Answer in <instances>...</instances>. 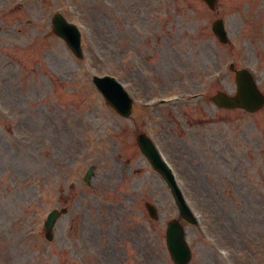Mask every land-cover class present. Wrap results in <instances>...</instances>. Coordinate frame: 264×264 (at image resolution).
Masks as SVG:
<instances>
[{
    "label": "rangeland",
    "instance_id": "rangeland-1",
    "mask_svg": "<svg viewBox=\"0 0 264 264\" xmlns=\"http://www.w3.org/2000/svg\"><path fill=\"white\" fill-rule=\"evenodd\" d=\"M218 1L212 11L203 0H0V264H173L171 195L93 74L115 75L137 99L152 87L184 93L146 121L199 219L181 221L188 264H264V107L193 96L219 82L233 93L231 60L264 91V0ZM56 11L79 27L82 59L52 32ZM219 16L229 45L209 29ZM59 202L68 211L46 241L44 217Z\"/></svg>",
    "mask_w": 264,
    "mask_h": 264
},
{
    "label": "water",
    "instance_id": "water-1",
    "mask_svg": "<svg viewBox=\"0 0 264 264\" xmlns=\"http://www.w3.org/2000/svg\"><path fill=\"white\" fill-rule=\"evenodd\" d=\"M53 30L61 37H63L77 56H82L80 47V35L78 29L67 23L62 17L57 16L53 21ZM110 78H95L94 81L97 87L103 92L108 101L112 106L121 114L129 112L130 102L126 94L122 91L118 83L112 82ZM239 92L236 97H229L225 94H218L214 100L222 106L234 107L238 104L244 106L248 110H256L264 103L263 96L255 88L254 84L249 81V78L245 74H239L237 76ZM141 146H143L141 144ZM142 149L148 154L147 148L144 146ZM177 202L181 212L185 216H189L188 211L181 202L182 198L177 193ZM151 214L155 215L154 210L150 208ZM58 215L57 212L53 211L49 214L48 219L45 223L47 230V238L52 237L50 229L53 225L54 219ZM167 245L170 252L177 264H186L190 251L183 238V230L177 221H171L167 229Z\"/></svg>",
    "mask_w": 264,
    "mask_h": 264
}]
</instances>
